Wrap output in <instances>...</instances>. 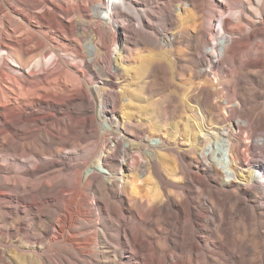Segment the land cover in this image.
Here are the masks:
<instances>
[{
    "label": "bare ground",
    "instance_id": "bare-ground-1",
    "mask_svg": "<svg viewBox=\"0 0 264 264\" xmlns=\"http://www.w3.org/2000/svg\"><path fill=\"white\" fill-rule=\"evenodd\" d=\"M138 1L0 0V50L6 53L0 56V264H100L98 242L104 239L118 245L119 264H262L256 231L239 235L238 229L264 209V115L249 117L248 124L227 123L209 114L213 106L204 108L199 130L193 125L179 135L170 158L163 139L136 141L130 122L106 118L105 104L118 97L112 90L127 35L151 37L145 18L136 16ZM187 1L177 10L202 11L201 0ZM244 2L252 11L251 1ZM227 6L223 0L215 15L223 17ZM240 12L237 37L224 33L227 16L216 38L205 40L198 32L203 69L196 76L207 77L221 60L238 62L251 40L261 37L264 45L263 15L255 14L252 23ZM174 18L169 8L162 11L164 24ZM174 42L175 36L161 35L163 47ZM50 49L54 57L44 61ZM251 63L248 58L245 64ZM211 95L200 92L205 99ZM98 116L109 123L99 154L89 166L74 162L84 140L96 138ZM123 131L128 136L121 137ZM221 138L226 178L213 146L207 148ZM117 150L120 157L113 158ZM214 177L219 184H212ZM12 238L29 244L28 250L5 251L9 243L1 240Z\"/></svg>",
    "mask_w": 264,
    "mask_h": 264
},
{
    "label": "rangeland",
    "instance_id": "rangeland-1",
    "mask_svg": "<svg viewBox=\"0 0 264 264\" xmlns=\"http://www.w3.org/2000/svg\"><path fill=\"white\" fill-rule=\"evenodd\" d=\"M225 1L229 5L224 9V16H227L225 20L229 22L224 24L225 34L238 36L233 32L235 25L238 24L237 20H235V15L240 11L243 19L246 18L252 23L253 21L250 19L256 21L258 18L255 14H261L264 22V0H250L252 11L249 10L246 2L241 6V0H236V2ZM186 2L188 1H138L135 6L136 16L141 17L142 15L145 18L148 24L146 31L149 32L151 37L144 36L143 40H140L134 34H131V36L127 35V52H121L119 63H117L119 77L114 80L115 87L112 90L118 97L114 105L109 102L105 104L107 119H109L111 114H114L118 121L123 119L131 123L128 133L133 135L132 139L139 141L149 136V144H154L156 139H163L166 143L165 154L168 156L167 158L173 155V152H171L173 148H178L175 140H177L179 135L190 133L193 125L195 129L199 130L197 123L204 116V112L203 115L200 114V111H203L204 108L213 106L209 114L215 117L224 116L227 119V123L233 120L239 121L241 124H248L249 117L264 115V45L261 37L251 40L247 53H242L238 62L227 64L221 60L219 61L218 69L212 71L207 77L196 76V71L203 69V65L198 62L201 59L200 52L203 49V45L199 49L196 48L198 46L197 34L198 32H204L205 40L214 39L218 36V28L224 16L217 17L215 11L219 9L218 6L223 3V0H201L203 5L202 11L199 13L195 12L191 7L190 9H185V11H182V9L177 10L180 3ZM165 8H169L175 14V18L167 24H164L161 20L162 11ZM142 11L145 13H142ZM137 22L138 19L136 17L131 21L133 24ZM262 26L264 27V23ZM246 28L249 29V26L246 25ZM162 34L175 36L174 45L163 47L161 45ZM118 53L115 51L113 56L117 57ZM5 54L4 50H0V56L6 57ZM60 54L65 56L63 53ZM53 57L54 53L50 49L43 57V60L48 61ZM248 58L252 59L253 63L246 65ZM212 60L213 56L208 57V63H211ZM36 61L34 60L32 64L36 63ZM76 62L80 64L78 59H76ZM207 65L205 64L204 66L207 67ZM28 69H24V72L28 71ZM14 71L16 72V70ZM231 75H234L235 78L230 79ZM202 90H209L212 94L211 97L209 99L202 98L200 96ZM98 105L99 102H97ZM214 106H217V108ZM105 121L104 118L101 119L99 117L96 138L91 139L88 137L84 140L78 160L74 162L85 161L87 166H89L94 161L99 154L100 148H102L103 130L108 129L109 126V123ZM253 127L254 125H252ZM249 129L250 127L247 126L244 128L246 133H248ZM125 134L128 136L126 131H123L121 137ZM243 135L245 136V134ZM221 139L224 142L211 140L207 148L212 149L211 146H213L215 151L214 162L223 174V178H226V172H224L226 170L222 168L224 165H221L224 164V161L228 162V155L221 158V154L224 156L222 149H227L226 145L224 146L226 138ZM114 140L115 138L110 139V144L106 151L114 145ZM94 143L97 145V149H95ZM124 145L129 146L131 143L128 141ZM68 150L70 149H66L65 152ZM94 150L95 153H93ZM216 150H219V152ZM254 152L258 158L262 159L260 150H255ZM120 154L121 151L117 150L113 154V158L120 157ZM247 154H251V152ZM247 157L250 159L249 155ZM196 166L194 164L193 168L195 169ZM98 169L101 172H105L103 168ZM216 178L212 179L213 185L219 184V179ZM122 182L123 180L121 179L120 183L122 184ZM91 197L92 193H89V200H91ZM208 213H213V211L208 209ZM259 215L245 222V227L239 226L238 231L239 235L256 231L257 237L262 242L261 251L264 256L263 208L259 211ZM115 224L120 226L122 223ZM100 225L103 226L102 223ZM134 226H137L136 223ZM99 230H101L100 227ZM155 231V229L151 230V232ZM153 235L157 236L159 241H162L161 233L157 232ZM1 242L9 243L5 251H9L11 254L25 253L28 250L27 247L30 246L29 244L23 245L22 241L16 238H12L11 241L2 239ZM98 243V263L112 264L114 261H116V264L120 263L116 252L119 250L118 245L105 239L99 240ZM122 257L129 258V255L122 254ZM262 264H264V257Z\"/></svg>",
    "mask_w": 264,
    "mask_h": 264
}]
</instances>
